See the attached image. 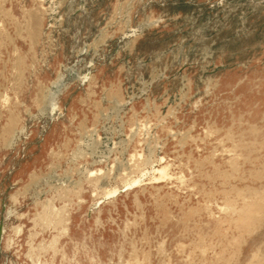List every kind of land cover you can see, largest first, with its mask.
<instances>
[{
	"label": "rangeland",
	"instance_id": "1",
	"mask_svg": "<svg viewBox=\"0 0 264 264\" xmlns=\"http://www.w3.org/2000/svg\"><path fill=\"white\" fill-rule=\"evenodd\" d=\"M0 264H264V0H0Z\"/></svg>",
	"mask_w": 264,
	"mask_h": 264
}]
</instances>
